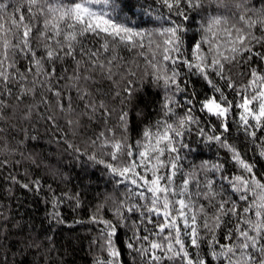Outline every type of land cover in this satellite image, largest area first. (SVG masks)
I'll use <instances>...</instances> for the list:
<instances>
[{
  "label": "snow or ice",
  "instance_id": "obj_1",
  "mask_svg": "<svg viewBox=\"0 0 264 264\" xmlns=\"http://www.w3.org/2000/svg\"><path fill=\"white\" fill-rule=\"evenodd\" d=\"M234 7L214 9L211 0H153L147 7L141 0H0V121H8L14 99L13 112L26 120L36 112L77 160L103 165L123 190L111 197L109 215L105 200L88 217L96 229L93 264H126L125 252L130 264H264V173L245 158L251 145L264 159V0L259 7L236 0ZM121 45L143 58L139 81L150 78L162 92L156 118L135 139L125 98L139 86L140 66L120 56ZM26 97L34 103L24 104ZM114 97H123L118 111L109 104ZM85 119L102 124L86 140L91 151L69 138L87 131ZM205 147L215 149L214 158L196 163ZM2 153L9 190L19 185L42 199L37 218L50 241L52 226L67 223L61 207L68 200L79 206L80 192L59 191L55 180L45 184L39 176L21 179L14 174L18 146L5 139ZM35 232L33 223L19 253L39 247Z\"/></svg>",
  "mask_w": 264,
  "mask_h": 264
},
{
  "label": "trees",
  "instance_id": "obj_2",
  "mask_svg": "<svg viewBox=\"0 0 264 264\" xmlns=\"http://www.w3.org/2000/svg\"><path fill=\"white\" fill-rule=\"evenodd\" d=\"M212 7L215 9L217 4L221 10L224 5L228 6V10L235 11L236 0H211ZM259 7V0H252ZM145 7L153 3V0H141ZM146 18V17H145ZM120 56L131 64L133 61L139 64V68L135 69L137 76L136 83L139 86L134 87L131 97L125 98L130 116L132 118V126L130 127V136L135 139L138 132L143 128L149 119L156 118L155 109L158 108V94L162 95L160 89L152 86L150 78L139 81V76L144 69L143 58L136 55V50L129 51L122 45L118 48ZM234 71H239L236 69ZM131 78V77H129ZM123 83V82H122ZM199 87V85H198ZM105 90L111 94L114 90L110 84H105ZM123 97H114L109 101L112 108L117 111L121 107L120 100ZM39 99V96H37ZM14 99L9 100V108L6 115L9 119L7 122L0 121L5 128V132L0 133V159H3V144L5 139L9 146H18V153L14 158L20 160V164L15 166V173L21 179L26 181L39 176L45 184H53L58 187L59 191H79L82 203L77 206L71 200H68L61 207L60 211L67 223L61 225H53L52 231L47 233L51 240L44 238L41 230V220L37 217H43V201L38 202V195L30 190L23 189L19 185H15L9 190L10 181L6 179V173L0 170V264L7 258L9 264H93V260L98 253V248L92 243L93 237L96 235V229L88 220L91 212L101 201L107 200L105 207L102 209L104 215H109L108 205L112 203L111 197L121 196L123 190H117L114 182L104 171L103 165H93L90 162L85 163L86 157L80 156L77 160L76 153L68 147L63 140H58L61 135L54 127H50L42 117L37 116L33 112L31 119L22 118L20 112H13L11 105L15 104ZM31 98H25L24 104H33ZM24 104L20 109H24ZM40 111L44 110V105H38ZM140 113L137 116V113ZM116 122V112H113L109 125L114 126ZM87 131L77 134L75 137L69 133V138L73 143L86 151H91L92 147L86 144V140L98 130L101 122L94 121L88 124L87 120H83ZM61 127L67 131V127L63 121H60ZM36 138L33 139L32 137ZM23 140V144L18 142ZM239 143V141H236ZM19 153H23L21 156ZM215 149L205 147L203 154L196 158L195 162L199 163L200 159H213ZM223 156L224 153L222 152ZM34 156L36 164L29 159ZM245 158H253V162L257 166V175L264 173V159L258 154H254L251 145L245 151ZM231 162H229L230 164ZM27 170V176L25 171ZM238 171V169H236ZM11 171V169H9ZM40 193L39 196H43ZM73 221H83V224L73 223ZM36 225V232L33 236H39V247L25 249L24 253H19V248L23 246V236L31 232V225ZM27 224L28 227L22 234L18 228ZM45 226L48 221H44ZM119 244L120 241H117ZM15 245V247H13ZM123 248V245H121ZM124 259L126 264H130V258L125 252ZM139 264V261H137Z\"/></svg>",
  "mask_w": 264,
  "mask_h": 264
}]
</instances>
